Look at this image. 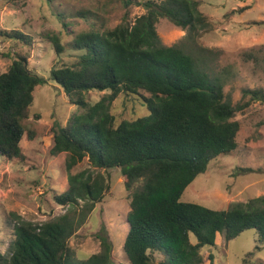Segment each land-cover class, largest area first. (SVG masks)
Listing matches in <instances>:
<instances>
[{"label":"trees","instance_id":"1","mask_svg":"<svg viewBox=\"0 0 264 264\" xmlns=\"http://www.w3.org/2000/svg\"><path fill=\"white\" fill-rule=\"evenodd\" d=\"M124 7L143 5L146 12L130 22L127 15L115 27H91L77 33L71 49L79 51L72 65L53 67L50 78L80 108L65 125L58 124L51 154L66 153L68 189L55 194L65 213L42 223L18 217L9 254L0 251V264H116L112 243L101 238V251L76 262L69 239L101 202L109 188L105 175L120 168L130 192L128 232L123 250L130 264H202L204 246L217 235L231 240L256 230V248L264 244V195L213 209L182 201L186 188L208 169L210 162L238 147L240 106L225 92L217 70V49L199 38L212 29L198 0H119ZM161 17L186 31L181 42L165 44L157 31ZM0 35L33 43L20 29ZM55 52L64 45L47 33ZM47 79L29 67L28 55L16 56L0 73V155L25 160L21 142L31 115L33 92ZM91 90L109 91L95 103ZM141 97L149 114L117 121L113 101L121 94ZM244 96L262 99V89H243ZM28 136L31 137L30 134ZM87 159L89 168L72 169ZM97 169L104 170L97 171ZM191 235L195 241L191 240ZM210 264L214 254L208 255Z\"/></svg>","mask_w":264,"mask_h":264},{"label":"rangeland","instance_id":"2","mask_svg":"<svg viewBox=\"0 0 264 264\" xmlns=\"http://www.w3.org/2000/svg\"><path fill=\"white\" fill-rule=\"evenodd\" d=\"M144 1V0H141ZM161 2L162 0H155ZM211 21L212 29L199 38L203 46L217 49V70L224 75V90L240 106L235 119L240 122L238 147L214 158L205 173L185 190L181 200L213 209H228L236 202H246L264 195V97L251 99L243 89H262L264 93V0H198ZM143 5L124 7L119 0H0V30L20 29L33 35V43L0 35V73L6 72L18 55H28L29 67L47 79L33 92L31 115L25 121L26 133L21 142L25 160H10L0 155V251L9 254L14 225L23 220L42 223L68 209L55 202V194L68 189L66 153L51 154L58 124L80 108L50 78L53 67L72 65L79 51L71 49L74 36L91 27L103 29L130 22L144 14ZM161 40L172 45L185 37L186 31L161 17L157 23ZM47 33L59 35L64 51L57 54ZM109 91L86 93L90 103L99 101ZM117 121L149 114L141 97L121 93L112 103ZM28 134L31 135L28 136ZM89 168L87 159L72 172ZM97 171L104 170L97 169ZM109 188L101 202L86 216L82 226L69 239L76 262L101 251V238L112 243L116 264H130L123 250L128 232L127 216L131 196L125 188L120 168H110ZM194 242L195 237L191 235ZM256 230L242 231L231 240L217 235L214 246L202 249L203 263L264 264V244L256 248ZM157 263L163 258L156 253Z\"/></svg>","mask_w":264,"mask_h":264}]
</instances>
